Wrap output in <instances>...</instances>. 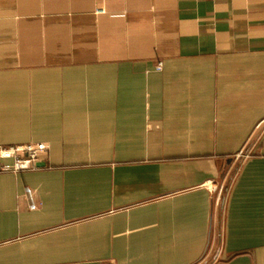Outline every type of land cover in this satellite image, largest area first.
Here are the masks:
<instances>
[{
  "label": "crops",
  "instance_id": "crops-1",
  "mask_svg": "<svg viewBox=\"0 0 264 264\" xmlns=\"http://www.w3.org/2000/svg\"><path fill=\"white\" fill-rule=\"evenodd\" d=\"M38 142L0 264H264V0H0V144Z\"/></svg>",
  "mask_w": 264,
  "mask_h": 264
},
{
  "label": "built area",
  "instance_id": "built-area-1",
  "mask_svg": "<svg viewBox=\"0 0 264 264\" xmlns=\"http://www.w3.org/2000/svg\"><path fill=\"white\" fill-rule=\"evenodd\" d=\"M99 13H106L104 8L97 10ZM158 69L162 68V63L157 65ZM48 152V144L44 142L24 143L6 145L0 144V158L12 159V164L1 165L3 170H23L36 168L38 162Z\"/></svg>",
  "mask_w": 264,
  "mask_h": 264
},
{
  "label": "rangeland",
  "instance_id": "rangeland-1",
  "mask_svg": "<svg viewBox=\"0 0 264 264\" xmlns=\"http://www.w3.org/2000/svg\"><path fill=\"white\" fill-rule=\"evenodd\" d=\"M224 186V185H223ZM223 190V189H222Z\"/></svg>",
  "mask_w": 264,
  "mask_h": 264
}]
</instances>
